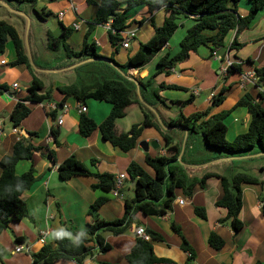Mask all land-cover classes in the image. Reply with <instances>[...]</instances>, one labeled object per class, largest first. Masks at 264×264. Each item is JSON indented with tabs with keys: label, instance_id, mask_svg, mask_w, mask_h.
I'll use <instances>...</instances> for the list:
<instances>
[{
	"label": "crops",
	"instance_id": "obj_1",
	"mask_svg": "<svg viewBox=\"0 0 264 264\" xmlns=\"http://www.w3.org/2000/svg\"><path fill=\"white\" fill-rule=\"evenodd\" d=\"M34 1L19 3L0 0V21L7 22L17 31L31 67L29 71L23 65H12L16 55L12 43L7 41L4 52L0 55V87L5 88V91L0 93V160L10 156L14 145L19 142L39 148L30 160H19L15 165L17 176L28 172L30 168L34 170L36 181L23 195L27 212L32 219L12 223L0 234V264H32L31 254L37 253L44 245L51 244L57 231L69 229L81 234L85 224L92 222L87 214L91 204L98 198L106 199L97 212L99 220L113 222L122 218L125 202L131 203L135 197V183L130 181L126 172L129 164H137L151 178L155 176L153 170L145 164L146 156L170 159V167L174 171H181L187 183L198 181L205 174L224 176L228 180L237 174L255 179L256 183L240 186L241 211L237 218L239 231L234 232L230 223L218 222L225 216L224 210L215 207V202L222 197V188L217 178L210 177L205 180L203 190L194 187L191 198L181 189H175L171 210L165 216H146L137 212L133 214L124 233L117 236L103 234L110 250L105 253L94 251L82 264H128L125 257L136 242L135 231L138 228L162 238H150L148 242L156 258L168 260L172 264H264V215L261 213L264 202V150L258 144L250 150L238 153L212 149L205 145L200 132L188 129L185 131L178 126L167 125L170 120L180 115L189 117L206 111L210 107L212 97L221 88H226L224 101L212 108L209 116L198 123L206 121L212 115L229 112L224 120L227 142L231 143L238 135L246 132L250 118L244 106H237L238 101L248 95L252 103L264 108V80L257 82L258 77L255 74L257 69L264 66V11L258 12L249 28L236 38L242 45L239 50H228L235 38V31H230L224 39V47L213 51L215 56L210 47L200 46L196 53H190L185 63L177 65L165 75L158 73L157 62L166 53L174 55L178 52L179 46L175 51L171 47L172 37L179 29H184L185 35L193 24L191 18L180 17L178 29L147 65L140 69H125L120 67L126 63L127 58L136 53L139 46L150 40L154 34L149 20L139 24V21L146 17L145 8L137 7L127 14L128 26L123 33V41L126 38L129 41L134 40L136 45L131 55L125 54L130 47L123 49L119 46L117 52L110 47L107 26L104 24L95 26L88 40L89 43L95 44L98 57L83 55L74 58L67 56L63 48L58 51H50L47 48V34L51 32L46 26L48 20L43 18H56L59 27L54 30V37L62 33L63 27L70 28L73 32L65 44L71 48L70 40L72 35L77 33L78 37L80 35L81 45L100 0H92L90 5L86 0ZM249 9L248 0H241L237 4V13L241 17L245 16ZM38 13L43 17L40 18ZM153 20L160 26L163 11L154 13ZM132 23L135 26L131 25ZM102 43H107L110 48L105 55L107 58L97 54L98 48H102ZM121 51L124 52L122 58ZM49 52L58 54L50 55ZM113 54H116L117 60L119 57L122 63L116 64ZM3 61L5 63L1 65ZM101 61L110 66L107 68L110 79L122 81L129 88L133 101V104L125 109V116L116 121L115 134L127 133L133 125L141 124L147 117L159 126L161 134L170 138V147L176 148L175 152L167 151L161 134L153 127L143 128L135 148L128 152L114 148L104 141L98 130L87 138L79 135L78 121L81 114L99 125L108 116L111 105L93 99L79 104L74 98H67L61 103L63 96L58 92V88L102 83L100 80L82 82L79 79V71L83 66ZM228 63L239 65L240 72L227 74ZM118 70L123 76L118 74ZM246 75L254 76L252 80L243 83L242 78ZM33 78L41 85L38 95L49 94L50 98L42 103L26 104L30 110L29 115L14 128L10 122V114L15 105L27 97L26 89L31 85ZM161 83L183 90L168 88L158 91ZM14 84L18 90L12 88ZM82 106L86 108L85 113L80 112ZM53 130L57 133L59 145L54 143L51 135ZM70 156L94 174L107 173L114 179L119 174H125L126 180L119 191L120 197H113L111 191L105 193L100 189H91L97 181L90 177H74L67 182L60 181L57 167ZM179 201H183V205H179ZM198 207L204 209L205 219L194 214V209ZM171 224L180 229L182 237L192 249L191 262H188L189 253L181 250L182 239L172 229ZM46 231L48 235L42 243L39 241L40 233ZM211 232L224 241L225 246L220 252L214 251L208 245ZM17 239L20 242H17ZM17 245H22L26 250L15 253ZM55 264L75 263L59 261Z\"/></svg>",
	"mask_w": 264,
	"mask_h": 264
},
{
	"label": "trees",
	"instance_id": "obj_2",
	"mask_svg": "<svg viewBox=\"0 0 264 264\" xmlns=\"http://www.w3.org/2000/svg\"><path fill=\"white\" fill-rule=\"evenodd\" d=\"M19 3H33L34 0H7ZM241 0H100L95 13V17L90 22L88 30L85 32L78 52H73L65 44L66 40L73 32L70 28H64L58 37L47 34V48L50 51H58L63 48L67 56L81 57L95 53V44L88 42L89 35L95 26H101L110 22V30L107 31V40L115 52L123 41V33L127 28V14L134 8H145L146 17L139 21L143 24L150 21L154 34L146 43L141 44L132 56L127 58L126 63L120 68L140 69L147 65L169 42L175 31L178 29L180 17L191 18L192 26L187 29L186 34L179 43V50L176 54L166 53L158 62V73L168 75L170 70L177 65L185 63L190 53H196L200 46L210 47L211 52L224 47V39L230 31H235V38L231 42L228 50L237 51L242 45L236 38L249 28L258 12L264 11V0H248L250 9L248 13L241 17L237 13V4ZM87 4L93 3L86 0ZM163 11V21L157 26L153 20V14ZM39 17L43 15L38 13ZM264 23V20H263ZM7 41L13 45L16 59L13 66L23 65L30 71L28 58L25 54L23 43L17 31L7 22L0 21V55L4 52ZM112 60V59H110ZM240 72L239 65L231 64L226 72ZM258 77L257 82L264 80V66L255 71ZM150 78L147 80V83ZM183 90L179 87L165 85L161 83L158 91L164 89ZM41 89L40 83L33 78L31 85L26 89L27 97L19 101L10 114V122L17 128L20 122L29 115L28 103H42L49 100L50 95H38ZM5 88L0 87V93ZM156 91V92H158ZM58 92L63 96L61 103L67 98H74L79 104H84L88 99L105 102L111 105V110L104 121L96 125L93 120L81 114L78 121V133L81 137H89L95 130H98L104 141L114 148H119L123 152L135 148L136 140L145 127H153L160 133L159 126L148 120L146 117L141 124L133 125L127 133L116 135L114 132L117 120L125 116V109L133 104L131 91L122 82L116 80H105L102 83L92 86L78 87L70 85L58 88ZM226 88L212 97L210 107L201 113L193 114L189 117L180 115L168 122L169 127H180L202 134L205 145L209 148L238 153L250 150L256 144L264 150V108L259 104L252 103L248 95H244L237 103V106H244L249 115V125L245 133L238 135L231 143L227 142L226 126L224 120L229 112H221L209 117L206 121L198 123L207 118L212 108L219 106L225 99ZM50 116V114H48ZM198 123V124H197ZM161 134V133H160ZM54 143L57 142V133H51ZM164 145L168 152H175L176 148L170 147L171 140L168 136L161 134ZM39 148L31 144L22 142L16 143L12 154L0 160V234L7 230L12 223L20 222L23 219L32 218L27 212L23 195L30 189L36 181L34 170H30L21 176L15 174V165L19 160H30ZM50 156V155H49ZM170 159L166 157H145V164L150 167L155 176L149 177L137 164L130 163L127 167V176L134 186V200L131 203L125 202V213L122 218L113 222H106L97 218L99 208L106 202L104 198L96 199L90 206L88 216L91 223L84 226L83 232L77 234L72 230L65 229L57 231L52 237V243L44 245L37 253L31 254L32 264H55L59 261H71L75 264H82L91 256L94 251L105 253L110 250V246L105 243L103 234L108 233L114 236L125 232L133 214L140 212L146 216H165L171 210L174 200L173 192L181 189L183 193L191 198L194 187L204 189L205 180L215 177L220 181L222 197L215 202V207L225 211V216L218 222L220 224L230 223L234 232H238L240 225L237 218L241 211V191L242 184L256 183L255 179L247 175L237 174L231 180L216 174H205L200 180H192L187 183V179L180 171H174L170 167ZM57 175L60 181L67 182L74 177H90L97 181L91 189H100L109 193L113 188L114 177L110 174H94L87 170L73 156L68 157L57 167ZM264 215V202L261 207ZM194 214L205 219L203 208H195ZM128 218V219H127ZM172 229L181 237V250L189 253L188 262H191L193 251L180 233V229L171 224ZM146 234L151 240H161L162 238L150 231ZM17 242H20L17 239ZM208 245L216 252L223 250L224 241L211 232L208 237ZM128 264H172L165 259H158L153 253V248L148 241L137 237L136 242L130 252L125 257Z\"/></svg>",
	"mask_w": 264,
	"mask_h": 264
},
{
	"label": "rangeland",
	"instance_id": "obj_3",
	"mask_svg": "<svg viewBox=\"0 0 264 264\" xmlns=\"http://www.w3.org/2000/svg\"><path fill=\"white\" fill-rule=\"evenodd\" d=\"M43 20H48V23H47L46 26L49 28V30L51 32V35L53 36L54 35V30L59 27L56 18L53 17V16H50L48 18L44 17ZM133 24L134 23H132L131 25H133ZM134 26H135V24H134ZM183 35H184V29L183 30L179 29V31L176 34H174V36L172 37L171 47H172V49L174 51L178 50L179 42L183 39ZM77 37H78L77 33H74L72 35V40H70V43H69L70 46H71V50L73 52H78V50L80 49V42H79L80 35H79L78 38ZM135 45L136 44H135L134 40L130 39V41H129L130 49L128 51H126L125 54L131 55L133 50H134V48H135ZM102 48H98V50H97L98 53L97 54H99L103 58H107L105 55L108 54L107 50L110 49L108 44L107 43H105V44L102 43ZM49 53H50V55L58 54V53H53V52H49ZM113 55H114V58L116 60V61L114 60L116 62V64L122 63L120 58H122L123 55H124L123 51H121L120 58L118 57V60H117V57H116L117 55L116 54H113ZM85 56H88V55H85ZM70 57H74V56H70ZM74 58H78V57H74ZM101 60L103 61V59H101ZM102 61L101 62H95V64L89 63V64H86L85 66H83L80 69V71H79V79H81L82 82H86V81L93 82L94 80H100V81L112 80V79H110L111 76H110V73H109V71L107 69V68H110V66H108V64L106 62H102ZM117 72H118V74L120 76H123L119 70ZM156 94H157V92H156Z\"/></svg>",
	"mask_w": 264,
	"mask_h": 264
},
{
	"label": "built area",
	"instance_id": "obj_4",
	"mask_svg": "<svg viewBox=\"0 0 264 264\" xmlns=\"http://www.w3.org/2000/svg\"><path fill=\"white\" fill-rule=\"evenodd\" d=\"M62 14H59V16H61ZM106 26H107V31L110 30V22L106 23ZM123 49H128L129 47V39L126 38L120 45ZM213 56H215V53L213 52ZM4 61L1 62V65H4ZM231 64L228 63V67L230 66ZM227 67V68H228ZM254 75L250 76V75H246L242 78V82H246V81H249V80H252ZM12 88L14 90H18V87L16 84L12 85ZM263 94H264V90H263ZM80 112L81 113H85L86 112V108L84 106L80 107ZM61 124V121L59 120L58 121V125ZM1 130V129H0ZM126 180V175L125 174H119L115 177L114 179V183H113V188L111 190V195L113 197H120V194H119V191L123 188V185H124V182ZM179 205H183V201H179L178 202ZM48 235V232H41L40 233V239L39 241L40 242H44L46 236ZM135 235L136 237H139L141 239H143L144 241H149L150 240V237L145 233V231L142 229V228H138L136 229L135 231ZM26 250L25 247H23L22 245H17L16 249H15V253H20L22 251ZM188 257H190V255H188Z\"/></svg>",
	"mask_w": 264,
	"mask_h": 264
},
{
	"label": "water",
	"instance_id": "obj_5",
	"mask_svg": "<svg viewBox=\"0 0 264 264\" xmlns=\"http://www.w3.org/2000/svg\"><path fill=\"white\" fill-rule=\"evenodd\" d=\"M179 128V127H178ZM185 130V129H184ZM185 131H187V130H185Z\"/></svg>",
	"mask_w": 264,
	"mask_h": 264
}]
</instances>
